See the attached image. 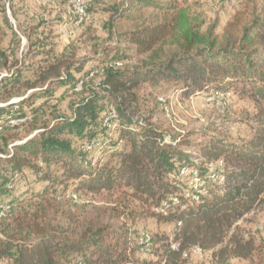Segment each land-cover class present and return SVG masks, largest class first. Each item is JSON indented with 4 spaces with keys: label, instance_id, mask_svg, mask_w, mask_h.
<instances>
[{
    "label": "trees",
    "instance_id": "1",
    "mask_svg": "<svg viewBox=\"0 0 264 264\" xmlns=\"http://www.w3.org/2000/svg\"><path fill=\"white\" fill-rule=\"evenodd\" d=\"M138 2L139 9L153 4ZM171 3L160 21L122 33L125 47L140 58L133 65L125 63L118 44L94 49L77 60L73 50L58 54L45 48L32 79L17 68L0 78V102L5 103L0 116L6 115L0 118V138L7 145L9 136L2 130L26 122L32 123L28 132L38 130L8 153L0 148V163L10 168L8 175L0 166V264H189L194 246L210 252L217 263L228 264L260 250L256 236L240 221L264 210V17H235L221 36H211L198 32L185 8ZM4 21L17 36L6 16ZM5 33L0 25V39ZM165 43L175 47L165 51L161 47ZM88 62L95 64L83 72ZM7 66V56L0 50V69ZM73 72L82 74L75 78ZM98 76L100 82L90 89L88 80ZM80 81L79 91L88 94L74 102L72 116H54V121L34 127L43 103L30 106L33 100L48 97L54 88L50 84L76 93ZM178 82L186 91L224 86L254 95L262 106L249 122L251 136L231 140L211 128L193 144L188 134L168 135L149 117L139 115L141 86ZM97 90L109 98L113 128L101 119L99 101L104 96ZM14 96L21 98L7 103ZM27 105L33 107L31 114L23 110ZM102 127L116 131L117 138L109 146L113 149L109 157L95 158L92 152L103 147L97 136ZM90 143L93 147L87 150ZM218 160L220 182L206 179V193L193 200L180 169L194 167L205 177ZM23 168L45 183L42 191L24 204L16 198L3 200ZM69 186L72 193L65 198ZM80 190L105 192L109 203L74 209L70 200ZM138 205L163 209L149 213L174 221L172 234L151 235L147 246L140 244V234L127 223L147 213Z\"/></svg>",
    "mask_w": 264,
    "mask_h": 264
},
{
    "label": "rangeland",
    "instance_id": "2",
    "mask_svg": "<svg viewBox=\"0 0 264 264\" xmlns=\"http://www.w3.org/2000/svg\"><path fill=\"white\" fill-rule=\"evenodd\" d=\"M138 1L91 0L88 20L75 26L71 15L68 16V0H0V25L6 32L0 39V50L7 56L8 65L6 69H0V78L18 69L22 72L23 77L32 79V69L38 65V60H40L39 52L45 48H53L58 54L65 50H73L76 54L73 60H77L88 55L94 49L99 51L102 47L118 44L125 54L123 57L125 63L133 65L140 58L135 55L132 49L125 47L122 33L139 24L160 21L165 16L167 2L185 8L192 24H198V32L205 34L210 32L211 36H221L225 25L235 17L243 18L250 14L264 17V0H151L153 4L142 9H139ZM5 16L17 36H14L5 25ZM161 47L166 51L175 46L165 43ZM14 64L17 66L15 67ZM94 64L93 62L86 63L83 72ZM81 74L73 72L75 78ZM100 80L99 76L92 77L88 80V87L95 89ZM50 85L49 88H54L48 97L34 99L30 104L35 107L43 103L39 110L40 120L34 124V127L43 125L46 120L52 122L59 115L66 118L72 116L74 102L88 94L85 89L74 93L65 91L64 87L57 84ZM97 91L99 96H104L100 99L99 104L103 106L101 119H105L109 116L107 105L110 101L107 95ZM228 91L229 95L223 94ZM38 92L41 91L35 93ZM139 95L141 99L140 116L149 117L168 135L188 134V139L193 144L202 139L204 129L211 128L221 134H226L231 140L249 138L251 136L249 122H253L255 113L262 106L254 95L242 93L235 87L224 88V86L218 88L206 86L186 91L183 84L179 82L145 84L139 88ZM20 98L14 96L7 103L16 102ZM2 104L5 103L0 102V105ZM30 106H24L23 110L31 114L33 107ZM1 116L6 115L3 113ZM31 124V122H26L4 128L2 131L9 136V141L6 145L0 138V148L8 153L14 144H19L35 134L38 130L28 132L31 130ZM97 136L103 147L99 151L92 152L91 155L95 158L109 157L113 150L109 146L117 138L116 131L102 127ZM184 148L191 149L190 147ZM2 157L3 155L0 154V158ZM220 165L218 161L211 163L207 174L210 171H215L220 175L216 169ZM0 166L5 169L8 175L10 174L9 165L1 162ZM182 180L183 184L190 186L188 195H191L192 198L194 192L190 176H182ZM220 180L221 178L212 179L216 182H220ZM44 184V182L36 181L34 174L28 168H23L18 172V178L14 182L10 195L4 196L2 199L16 198L24 200L21 202L24 204L26 198L41 192ZM71 193L72 186H69L65 198ZM74 194L76 198L70 200L74 209L77 207L89 210L92 205L99 206L109 203L105 192L92 194L80 190L74 191ZM115 197L116 195H112L113 199ZM174 199L175 197H172L175 202L176 199ZM138 206V210L147 213H142L133 222L127 221L136 234L139 235L142 232H148L152 236L172 234L175 227L174 221H165L149 213V211L162 213L163 209ZM240 224L246 231L256 236L261 248L255 251L250 258H233L229 260L228 264H264V231L260 228L264 224V210L248 213L245 219L240 221ZM189 252L191 253L189 264H219L211 257L210 252L200 251L197 246L192 247Z\"/></svg>",
    "mask_w": 264,
    "mask_h": 264
},
{
    "label": "built area",
    "instance_id": "3",
    "mask_svg": "<svg viewBox=\"0 0 264 264\" xmlns=\"http://www.w3.org/2000/svg\"><path fill=\"white\" fill-rule=\"evenodd\" d=\"M91 0H68L69 3V13L71 15V18L73 19L74 25L75 26H79L83 23H85L88 18H89V12H88V8H89V3ZM82 81H80L77 85V87L75 88V90H79L80 89V84ZM224 95L226 94H230L229 91L228 92H224ZM115 113L114 110H111L110 114L108 117L105 118L104 120V125L106 127H112L113 125L111 124V119L114 117ZM18 121L20 120H11L10 123L11 124H16L18 123ZM93 147V144H87L85 145V148L87 150H90ZM219 164H222L221 160H218ZM180 174L182 176H190L191 178V182H192V189H193V196L192 198L194 200L198 199L199 195H202L203 193L206 192V183H205V179H209L212 180L214 178H221V176L215 172V171H210L207 176L203 177L201 175H199V171L197 168L194 167H183L180 169ZM73 198H76L75 195H73ZM175 200V199H174ZM263 231H264V224L260 227ZM151 239V235L148 232H142L140 233L139 236V243L147 246L149 244V241ZM171 246L173 248L177 247V243L176 242H172ZM199 249V248H198ZM183 255L185 256L186 253H183Z\"/></svg>",
    "mask_w": 264,
    "mask_h": 264
}]
</instances>
